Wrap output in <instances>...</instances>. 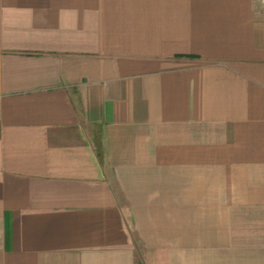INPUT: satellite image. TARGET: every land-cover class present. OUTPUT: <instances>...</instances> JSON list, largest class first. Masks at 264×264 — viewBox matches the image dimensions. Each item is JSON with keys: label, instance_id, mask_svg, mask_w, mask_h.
I'll return each mask as SVG.
<instances>
[{"label": "crops", "instance_id": "crops-1", "mask_svg": "<svg viewBox=\"0 0 264 264\" xmlns=\"http://www.w3.org/2000/svg\"><path fill=\"white\" fill-rule=\"evenodd\" d=\"M0 264H264V1L0 0Z\"/></svg>", "mask_w": 264, "mask_h": 264}, {"label": "built area", "instance_id": "built-area-1", "mask_svg": "<svg viewBox=\"0 0 264 264\" xmlns=\"http://www.w3.org/2000/svg\"><path fill=\"white\" fill-rule=\"evenodd\" d=\"M264 1V0H263Z\"/></svg>", "mask_w": 264, "mask_h": 264}]
</instances>
